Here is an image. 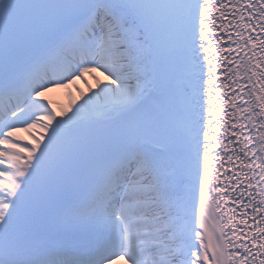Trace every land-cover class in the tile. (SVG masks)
I'll list each match as a JSON object with an SVG mask.
<instances>
[{"label": "snow or ice", "instance_id": "obj_1", "mask_svg": "<svg viewBox=\"0 0 264 264\" xmlns=\"http://www.w3.org/2000/svg\"><path fill=\"white\" fill-rule=\"evenodd\" d=\"M0 264H264V0H0Z\"/></svg>", "mask_w": 264, "mask_h": 264}, {"label": "bare ground", "instance_id": "obj_2", "mask_svg": "<svg viewBox=\"0 0 264 264\" xmlns=\"http://www.w3.org/2000/svg\"><path fill=\"white\" fill-rule=\"evenodd\" d=\"M97 75H99V74L97 73ZM86 79H87L88 83L93 87V89H95L96 81L93 79V77L91 75H89L86 77ZM100 79L104 80V77L101 76ZM77 88L83 90L86 95L90 94V93H88V88L84 84V82L83 81H77L76 85L71 86L67 89H64V88L52 89L51 91L47 92L46 93L47 101L50 102V106H53L52 103H54V102L65 104L66 109L69 107V105L71 104L73 99H75L76 103L79 104L82 101L79 97V92L77 91ZM37 135H38V133H37ZM18 136L23 138V141H22L23 143H27L31 140V136L27 132H24V131H20L18 133Z\"/></svg>", "mask_w": 264, "mask_h": 264}]
</instances>
